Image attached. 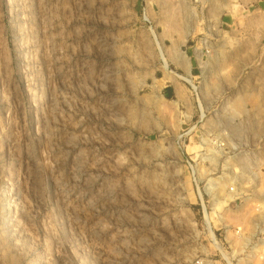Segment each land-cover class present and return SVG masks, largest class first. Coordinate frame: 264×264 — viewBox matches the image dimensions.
Segmentation results:
<instances>
[{
  "label": "rangeland",
  "instance_id": "rangeland-1",
  "mask_svg": "<svg viewBox=\"0 0 264 264\" xmlns=\"http://www.w3.org/2000/svg\"><path fill=\"white\" fill-rule=\"evenodd\" d=\"M0 264H264V0H0Z\"/></svg>",
  "mask_w": 264,
  "mask_h": 264
}]
</instances>
